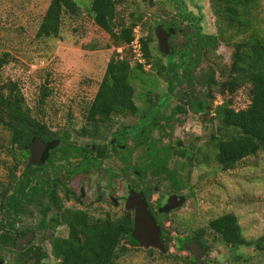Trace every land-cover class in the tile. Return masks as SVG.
I'll use <instances>...</instances> for the list:
<instances>
[{
	"label": "rangeland",
	"instance_id": "obj_1",
	"mask_svg": "<svg viewBox=\"0 0 264 264\" xmlns=\"http://www.w3.org/2000/svg\"><path fill=\"white\" fill-rule=\"evenodd\" d=\"M118 1L123 21L128 24L129 15L140 12L141 17L135 15L133 20L136 24L133 30H138L142 38H151V56L144 58L142 64L135 61L129 45L114 41L94 24L89 13L91 0H65L64 8L68 10L62 17L59 35L45 39L36 37V32L51 0H0V59L5 60L0 67V84L14 83L15 91L23 98L25 112L43 124L45 132L58 141L50 152V163L38 173L65 185V188L60 184L55 187L60 208L48 211L42 222L40 209L42 203L49 205L47 197L22 203L13 221L11 236L16 240L21 233L30 231L34 237L22 248H17L15 242L0 244V264H22L32 250L42 253L41 264H60L56 248L62 249L61 243L69 233L63 216L80 210L71 196L67 197L66 190L75 193L80 186L85 188L81 206L89 219L132 218V212L124 208L123 199L119 200L118 207L109 201L110 195L123 196L126 185L144 190L153 209L164 194L182 193L185 202L161 221L167 247L164 252L133 247L123 239L110 264H264V251L252 247L233 249L207 228L211 219L232 213L237 216L246 239L264 236V149L242 159L234 168L223 169L216 160L215 139L226 137L227 131L221 128L214 115V109L225 102H230L236 110L245 108L250 102L251 87L247 82L240 83L231 92H223L220 87L233 78V67L238 70L247 67V61L243 63L246 57L240 48L242 42L251 34L264 40V0H256L248 29L235 35L227 30L222 37L210 0ZM187 12L193 17L185 19L183 16ZM171 24L175 25L176 32L166 42L169 55H165L159 50L155 29L162 27L164 30ZM197 27L203 34L216 36L217 43L201 52L191 83L179 85L175 97L163 102L169 86L167 79L181 71L176 67L179 57L175 53L191 50L186 38L193 33L194 39ZM239 49L242 55L233 64ZM112 57L126 59L134 68L131 84L137 112L113 116L109 123H88L86 110ZM169 61L175 66L171 71H168ZM212 75L215 81L209 85ZM43 86L47 97L41 103ZM209 92L210 98L206 100L209 111L194 113L187 107L167 126L161 121L151 132L143 133L137 145L135 140L126 137L125 150H131L132 155L129 166L125 160L117 166L123 170L122 180L119 179L121 191L104 193L106 183L95 172L87 178L68 175L75 162L66 159L70 151H63L65 148L87 149L106 144L112 132L124 126L138 128L139 120L151 109L158 108L153 113L155 117L169 116L179 101L188 103L190 96L206 99ZM142 128L147 130L148 125ZM9 138V131L0 125V188L8 186L11 192L28 157L16 163L7 144ZM152 150H157L154 159L150 155ZM173 174L180 184L177 189L171 185ZM52 183L43 180L32 184L51 189ZM98 188L100 193L96 194ZM97 195H104L106 199L97 202ZM190 238H196L204 246L202 249L206 253L200 261L181 246ZM121 246H126L123 253Z\"/></svg>",
	"mask_w": 264,
	"mask_h": 264
},
{
	"label": "trees",
	"instance_id": "obj_2",
	"mask_svg": "<svg viewBox=\"0 0 264 264\" xmlns=\"http://www.w3.org/2000/svg\"><path fill=\"white\" fill-rule=\"evenodd\" d=\"M65 0H51L36 32V37L45 39L57 37L60 32L61 20L67 10L64 8ZM214 16L217 18V29L222 37L225 31L231 30L234 35L244 32L251 26V12L256 8V0H210ZM118 0H91L89 13L95 25L105 31L111 38L123 45H129L133 39L135 27V15L141 17L140 12L129 15V23L126 24L119 16ZM68 7H71L69 5ZM67 7V8H68ZM184 17V16H183ZM186 19V18H185ZM233 35V36H234ZM225 36V35H224ZM201 44L192 45L191 50L182 51L179 54L177 68L182 73V83H191L194 69L200 60V51L212 47L217 37L214 35L199 34ZM144 57L151 56V38H142ZM240 48L244 50L247 67L240 70L233 67V78L222 84L223 92H231L242 82H247L250 87V102L243 109H234L230 102H225L214 109V115L219 120L221 128L227 131L224 138L215 139L216 160L225 170L234 168L242 159L253 156L264 149V40L251 34ZM239 49L234 57L233 64L242 55ZM173 59V57H171ZM5 60L0 59V67ZM139 69L141 65L137 66ZM175 67L173 61H169L168 71ZM161 74V70L157 71ZM134 68L126 59L110 58L107 63L104 76L98 86L97 92L86 110L88 123H109L113 116H125L137 112L134 103V90L131 84V76ZM214 76L209 85L214 82ZM14 83L0 84V125L10 133L8 141L9 151L16 163L26 159L29 155L28 145L34 137L43 141L53 142L54 138L45 132V126L32 118L23 109V98L15 91ZM189 98V106L194 113L209 111L207 99ZM47 97L46 87H42L40 102ZM84 133V132H82ZM78 151V148L67 147L63 151ZM157 150H152L150 155H156ZM35 166L24 167L22 174L16 179L12 191L9 187L0 188V244L12 242L16 245L17 239H13L11 231L13 221L17 217L23 202L37 201L39 188L33 182H41ZM178 180L173 182L177 186ZM50 193V191H49ZM50 202L60 208L59 200L50 197ZM68 225L69 233L61 243L62 249L56 248V256L60 257V264H110L115 257V251L121 240L133 247H139L132 239L133 218L121 217L120 219H89L84 213L75 212L71 216H63ZM207 228L219 236L222 242L233 249L252 247L258 251H264V236L255 240L244 237L242 228L235 214L226 213L211 219ZM161 231V242L166 249V239ZM21 233L20 235H23ZM183 248V242L181 244ZM60 250V252H59ZM62 250V251H61ZM126 246L120 247L124 252ZM40 256L37 257L39 264Z\"/></svg>",
	"mask_w": 264,
	"mask_h": 264
},
{
	"label": "flooded vegetation",
	"instance_id": "obj_3",
	"mask_svg": "<svg viewBox=\"0 0 264 264\" xmlns=\"http://www.w3.org/2000/svg\"><path fill=\"white\" fill-rule=\"evenodd\" d=\"M179 3L182 5L181 1H179ZM209 3H210V1H209ZM192 17L193 16H192L191 12H187V14L184 15V18H186V19H189ZM196 30L197 31H195V33H194V36H195L194 39L192 38L193 33L188 35L186 38V42L191 46H192V44H194L196 46H197V44H199V45L201 44V39L199 37V34H203V33H201L199 27H197ZM175 32H176V30H175L174 24H171L169 27L164 28V36L166 38L167 43H168V41L171 40V38L175 34ZM204 35H206V34H204ZM216 43H217V40L214 42V44L211 48H213ZM208 48H210V47H208ZM184 51L187 52V51H189V49L184 50ZM181 52L182 51L178 50L175 53V55L179 56V54ZM201 52L202 51H200V54H201ZM198 64H199V62H198ZM167 82H168L169 86H168V90L164 94L163 102H167V101H169L175 97L174 96L175 90L177 89V87L179 85L182 84V73L180 72V74H171L170 77L167 79ZM187 107L191 108L188 103L183 102V101H179V104L172 108L169 116L160 115L157 117H155L154 114L156 113V110L158 108H153L150 110V112L146 113L142 119L139 120L140 125L138 128H134L131 126H124V127H122V129L120 128V129L112 132L111 137L109 138V140L106 144H102L99 146L93 145L87 149L80 147V146H73L74 148H78V151L76 152V151H74L75 149L74 150L72 149L70 151V153L67 154L66 159H68L71 162H75L74 164L71 165V167H70L71 169L68 170V173H69L68 175L69 176L71 175V177L78 176L79 178H87V177L92 176V173L95 172L96 175H100V178L103 179L106 183L104 186V193H106L108 190L109 191L111 190L114 192H117L118 190L121 191L122 188L120 186L121 183L119 182V179L122 180V177H123L122 171L123 170H122V168L117 169V166L119 164H121V162H123V160L127 161L128 166H129V161H130L131 155H132L131 150H129V151L125 150V143H126L125 139H126V137H129L131 140H135L137 142L136 145L140 144L139 141H137V140L139 139V137L144 136L143 133L151 132L153 129H155L157 127V125H159L161 123V121H163V124L167 126V124H169L171 119H173L177 115H180L183 112H185ZM127 115H131V114H127ZM145 125H148L147 130H144L142 128ZM162 127L163 126H161L160 128H162ZM45 142L51 143L49 141H45ZM52 149L53 148L48 147V149L46 150V152L42 156L44 158V162L39 166H35V167L39 168L38 172L43 170L45 168V166L50 163V157H51L50 152ZM153 156L154 155H152V157ZM114 158H116V160H114ZM153 159H154V157H153ZM53 170H55V169H53ZM98 172H100V173H98ZM39 175L41 176V182L40 183H42L43 180L45 183H47V182L52 183L53 182L52 183L53 186L51 187V189L49 187L44 189V186H40V185L38 187L40 200L43 197L44 198L47 197L46 199L49 200V205H46L47 202L46 203L41 202L42 207L40 209V212H41V217H42L41 222H42L43 218L48 214V211H53V210L59 209L58 207H55V205L51 204L50 197L52 196L53 198L55 197V198H57V200H59L57 197V194H56L55 187L58 184H60L61 187L65 188V185L60 180H54L53 179L50 181L49 178H47L46 176H43L41 173H39ZM176 179H177V177L173 174V178L171 179V185L173 186L172 187L173 189H177L180 186L179 181L177 183V186L173 185V182L176 181ZM118 184H119V187L117 186ZM95 187H99V186H95ZM124 190H125V192H124L123 196H121V197L117 198V197H113L112 195H110L109 201L111 202V204L114 207H118L119 200L123 199L124 208H125V210H127L126 209V203L129 199L130 192L133 191V192L139 193L141 195V197L144 198V202L147 205V210L149 211L150 215L154 218L157 225L160 226V229H161V223H162L161 221L163 220V218H165L166 215L169 214L170 212H173V211L182 207L181 206V207H178L176 209L170 210L167 213L160 212V209H162L167 204V200L171 195L182 196V193L164 194V196L162 197L160 202L156 203L154 206V209H153L147 201L146 192L144 190H142V191L137 190L136 188H134V186H130V185H126ZM49 191H50V193H49ZM66 192L68 193L67 197L71 196V199L76 204L79 205L80 210L77 212L82 211L81 213L85 214L86 212H84V210L82 209V206H81L83 203L82 199L85 197V188L83 186H80L78 188V191L77 192L75 191V193L71 190H68V189L66 190ZM95 192H96V194L98 192L100 193V189L99 188L95 189ZM102 199H106V197H104V195L103 196L97 195V198H96L97 202L101 201ZM59 205H60V203H59ZM127 211L132 212V218H133L134 213H135L134 209L127 210ZM121 217L122 216H118V218H112L111 217V219H120ZM43 228H45V227L43 226ZM161 231H162V229H161ZM27 232H30V231H26L20 237L24 236ZM20 237H18V238H20ZM33 237H34V234H33ZM33 237H32V239H33ZM18 238H17V240H18ZM190 239H192V238H190ZM190 239H187V241H189ZM194 239H196V238H194ZM29 242H27L25 244H28ZM184 243L185 242H183V244ZM22 246L20 248H22ZM16 247H17V241H16ZM200 247L203 248L204 246L200 243ZM41 255H42V253H40V251H33L32 250L30 257L27 260H25V262H23L22 264L26 263L28 260L32 259L33 257L36 259L35 264H37V257H39V256L41 257ZM38 262H39V264H41L40 263L41 258L39 259Z\"/></svg>",
	"mask_w": 264,
	"mask_h": 264
},
{
	"label": "water",
	"instance_id": "obj_4",
	"mask_svg": "<svg viewBox=\"0 0 264 264\" xmlns=\"http://www.w3.org/2000/svg\"><path fill=\"white\" fill-rule=\"evenodd\" d=\"M155 33L158 38L159 50L163 54L169 55V47L166 43L162 27H156ZM57 145L58 141L48 143L39 137H34L28 145L29 156L27 160V167L41 165L44 162V158L42 156L48 147L55 148ZM184 202V196L171 195L167 200V204L160 209V212L167 213L170 210L183 206ZM126 209H134L135 213L133 217V230L131 232V237L138 243L139 247L145 249L153 248L158 249L160 252H164L163 243L161 242L160 226L157 225L156 221L147 210L144 198L141 197L139 193L131 191L129 199L126 203ZM32 237L33 233L27 232L24 236L18 238L17 247L20 248L23 244L29 242ZM183 247L199 261L206 253L205 249H202L200 244L193 238L185 242ZM35 260L36 259L33 257L24 264H35Z\"/></svg>",
	"mask_w": 264,
	"mask_h": 264
},
{
	"label": "built area",
	"instance_id": "obj_5",
	"mask_svg": "<svg viewBox=\"0 0 264 264\" xmlns=\"http://www.w3.org/2000/svg\"><path fill=\"white\" fill-rule=\"evenodd\" d=\"M142 37L139 33L138 30L134 29L133 30V39L130 42L129 46L131 47L132 53H133V58L135 61L139 64H142L144 61V53L142 49Z\"/></svg>",
	"mask_w": 264,
	"mask_h": 264
}]
</instances>
